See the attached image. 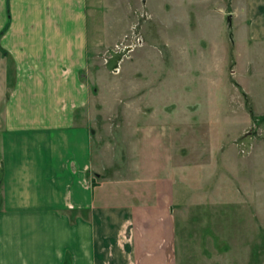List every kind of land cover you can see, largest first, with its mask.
Segmentation results:
<instances>
[{
  "label": "crops",
  "instance_id": "0c3cea01",
  "mask_svg": "<svg viewBox=\"0 0 264 264\" xmlns=\"http://www.w3.org/2000/svg\"><path fill=\"white\" fill-rule=\"evenodd\" d=\"M134 1L0 0V264H173L172 128L140 129L136 178L108 180L93 173V125L83 112L101 81L97 55L112 39L98 36L99 21L114 14L123 35ZM141 3L159 34L208 20L215 35H228L226 0ZM229 6L241 31L263 42L264 0ZM173 52L176 64L203 54ZM152 53L142 48L130 64L148 65Z\"/></svg>",
  "mask_w": 264,
  "mask_h": 264
},
{
  "label": "rangeland",
  "instance_id": "374dc122",
  "mask_svg": "<svg viewBox=\"0 0 264 264\" xmlns=\"http://www.w3.org/2000/svg\"><path fill=\"white\" fill-rule=\"evenodd\" d=\"M230 1L222 8L228 35H215L208 20L196 31L185 21L170 24L171 35H160L140 0L131 3L123 35H117L123 25L114 14L99 21L98 36L112 39L101 45V81L91 87L83 111L93 125V173L135 179L140 129L172 128L173 264H264V41L255 43L241 31ZM141 13L150 18L139 20ZM185 15L196 27L194 11ZM137 22L142 45L127 58L104 55ZM142 48L153 51L148 65L130 64ZM175 49L203 54L186 55L177 65Z\"/></svg>",
  "mask_w": 264,
  "mask_h": 264
},
{
  "label": "built area",
  "instance_id": "2783aa9c",
  "mask_svg": "<svg viewBox=\"0 0 264 264\" xmlns=\"http://www.w3.org/2000/svg\"><path fill=\"white\" fill-rule=\"evenodd\" d=\"M140 19L141 21H145L149 19V15L146 13H141L140 14ZM138 20V22H139ZM133 23L131 27L129 28L128 34H125L121 40L124 39L123 43H120L119 45H115L111 51H106L104 55H107L108 58H112L113 55H120L122 54L124 57L127 56V54H130L131 52L134 51L136 47H139L142 45V39L139 36V23ZM121 56V55H120ZM127 58V57H126Z\"/></svg>",
  "mask_w": 264,
  "mask_h": 264
}]
</instances>
